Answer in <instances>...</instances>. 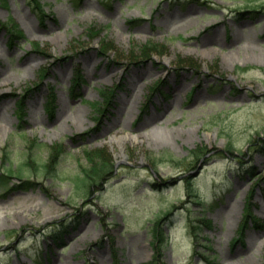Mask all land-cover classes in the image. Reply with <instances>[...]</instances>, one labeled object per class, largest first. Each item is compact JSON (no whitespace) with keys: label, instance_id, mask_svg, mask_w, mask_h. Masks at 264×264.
Listing matches in <instances>:
<instances>
[{"label":"rangeland","instance_id":"obj_1","mask_svg":"<svg viewBox=\"0 0 264 264\" xmlns=\"http://www.w3.org/2000/svg\"><path fill=\"white\" fill-rule=\"evenodd\" d=\"M0 77V208L36 199L0 210V264H245L264 242V0H0Z\"/></svg>","mask_w":264,"mask_h":264},{"label":"bare ground","instance_id":"obj_2","mask_svg":"<svg viewBox=\"0 0 264 264\" xmlns=\"http://www.w3.org/2000/svg\"><path fill=\"white\" fill-rule=\"evenodd\" d=\"M184 27V25L182 26V28ZM0 79H2L0 77ZM10 78H4L2 79L3 82L5 81H9ZM120 113V111H119ZM126 139V137L124 138H119L114 136L112 141L120 144L121 150L123 151V147H122V143L124 142V140ZM36 199L33 198H24V197H16V195H11L10 198H7L6 200H4V205H2L3 207L0 208V210L3 211H8L10 208V205H8V202H20L21 201V207L20 208H15V213L12 214V216H16V215H23L24 213H32V211L34 210V208H36L32 203L35 201ZM40 206H43V204H39ZM54 209V208H53ZM52 209V210H53ZM264 242H260V238L257 236H252V238L250 239L249 242V251H250V257H246L245 259V264H256V260H257V256L259 254V250L258 248H261V245H263Z\"/></svg>","mask_w":264,"mask_h":264},{"label":"trees","instance_id":"obj_3","mask_svg":"<svg viewBox=\"0 0 264 264\" xmlns=\"http://www.w3.org/2000/svg\"><path fill=\"white\" fill-rule=\"evenodd\" d=\"M35 10H37L38 11V8L37 9H35ZM39 13L41 14V16H43V17H45V14H44V12H42L41 11V9H40V11H39ZM17 35V34H16ZM157 46H155V47H153V49L152 50H150V51H147L146 53H142L143 54V58H149V56H151L153 53H155V52H158V50H157V48H156ZM155 48V49H154ZM107 98H108V96H107ZM21 105L19 106V109H18V112L19 113H17V116L22 120V119H24L25 118V113H23V109H22V103H20ZM25 114V115H24ZM35 147H36V145H35ZM58 164V162L57 161H55L53 164H52V166L55 168V166ZM49 167H51V166H49L48 164L46 165H43V168L45 169V170H47ZM90 170L92 171L91 173H92V176H90V175H88L87 174V171H86V173H85V181L86 182H88L89 180H91V179H94V178H97V177H102V176H104V173H107L108 171L109 172H113V168H109V166H106L105 164L104 165H102V166H93V167H91L90 168ZM0 184H3V186L5 185L4 184V182H1L0 181ZM194 195V193H190V196L191 197H193V198H196V197H194L193 196ZM196 200V202L199 204L200 203V201H197V199H195ZM169 216V215H168ZM168 216H167V218H168ZM200 223L201 224H204L205 226L206 225H208L209 223L207 222V221H205L204 219L202 220V221H200ZM157 228H158V226H156V229H155V231H156V233H155V235H156V239L158 240V241H160V240H163V239H159V237H162V231L160 230V228H158V230H157ZM200 227H197V226H195V225H192L191 226V229H192V234H193V238H194V240H197L198 241V232L200 231V229H199Z\"/></svg>","mask_w":264,"mask_h":264}]
</instances>
